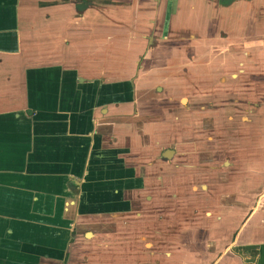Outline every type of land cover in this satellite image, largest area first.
<instances>
[{"label":"crops","instance_id":"obj_1","mask_svg":"<svg viewBox=\"0 0 264 264\" xmlns=\"http://www.w3.org/2000/svg\"><path fill=\"white\" fill-rule=\"evenodd\" d=\"M263 199L264 0H0V264H264Z\"/></svg>","mask_w":264,"mask_h":264},{"label":"rangeland","instance_id":"obj_2","mask_svg":"<svg viewBox=\"0 0 264 264\" xmlns=\"http://www.w3.org/2000/svg\"><path fill=\"white\" fill-rule=\"evenodd\" d=\"M248 114H249V112H248ZM257 190H258V192H259V188H257ZM260 197H261L260 195L257 196L258 201L261 200ZM231 202H233V201H231ZM237 202H238V201H237ZM262 203H264V199H263V201H261V203H260L258 206L262 205ZM237 220H238V219H237ZM241 222H242V224H243V221H241ZM237 223H238V225H239V224H240V220H239V222H237ZM239 226H241V225H239ZM239 226H238V227H239Z\"/></svg>","mask_w":264,"mask_h":264}]
</instances>
